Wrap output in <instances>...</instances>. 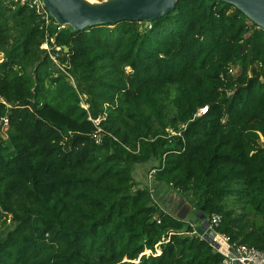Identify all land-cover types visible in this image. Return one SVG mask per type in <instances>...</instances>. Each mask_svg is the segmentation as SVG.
<instances>
[{"label":"trees","instance_id":"trees-1","mask_svg":"<svg viewBox=\"0 0 264 264\" xmlns=\"http://www.w3.org/2000/svg\"><path fill=\"white\" fill-rule=\"evenodd\" d=\"M2 119L0 264H221L158 188L264 250V30L230 4L74 32L0 0Z\"/></svg>","mask_w":264,"mask_h":264},{"label":"water","instance_id":"water-1","mask_svg":"<svg viewBox=\"0 0 264 264\" xmlns=\"http://www.w3.org/2000/svg\"><path fill=\"white\" fill-rule=\"evenodd\" d=\"M43 7L50 17L64 29L74 32L101 24H115L121 21L144 22L161 18L174 11L178 0H41ZM226 2L245 15L258 28L264 30V0H220ZM64 51L67 50L63 47ZM4 120H0V134L4 135ZM191 206L186 203L177 206L178 218H184ZM194 216L201 213V209L191 211ZM162 212H159L161 215ZM201 229L206 233L203 239L211 243L214 232L208 229L207 220L199 215ZM216 248L217 245H213ZM145 254V253H144ZM239 264V263H236Z\"/></svg>","mask_w":264,"mask_h":264},{"label":"built area","instance_id":"built-area-1","mask_svg":"<svg viewBox=\"0 0 264 264\" xmlns=\"http://www.w3.org/2000/svg\"><path fill=\"white\" fill-rule=\"evenodd\" d=\"M15 3H18L20 5H27L29 8L33 9L36 14L40 16V19L43 21L44 25L47 27L50 24H52L57 30L63 29L62 26L58 25L48 14L46 9L42 5L41 0H12ZM52 19V20H51ZM47 36V35H46ZM42 49L46 50L49 54L50 58L53 60L54 64L62 70V67L58 64L56 60L57 54H53L51 50H54L55 52H59L61 50L60 46H49L48 40L41 46ZM233 67H228L227 69V75H234L235 72L233 71ZM207 107H203L198 110L196 116H201L205 114ZM4 120V125H6L7 120ZM95 124L98 123V120L93 121ZM99 131V130H98ZM170 134L174 135V132L170 131ZM99 136L95 135L96 143H98L100 140L98 138ZM151 171L148 174V191L151 197V200L153 204L160 207L157 199L154 196V190L151 186ZM220 222V216L213 214L208 220V229L212 230L215 234L214 237L211 238V243H209L217 252H219L223 256V260L221 264H264V250H259L254 247H249L247 245L243 244H236V243H230V240L227 236L221 235L217 233L214 229L218 226ZM206 232L203 231L201 234V237L203 238V235ZM213 245H217L216 248Z\"/></svg>","mask_w":264,"mask_h":264},{"label":"rangeland","instance_id":"rangeland-1","mask_svg":"<svg viewBox=\"0 0 264 264\" xmlns=\"http://www.w3.org/2000/svg\"><path fill=\"white\" fill-rule=\"evenodd\" d=\"M233 69H234L233 71L236 74L238 69L235 68V67H233ZM3 131H4V128H3ZM155 165H156L155 162H149L147 164H136V165L133 166L132 175H133L134 180L137 183L138 187H140V188H144L145 186L148 187V185H149L148 184L149 183L148 182V180H149L148 179V174L151 171L152 167L155 166ZM166 192L168 194L167 197H170L169 198V204L167 203L166 205H163L161 203V207L164 208V209H170L171 206L173 207L175 205V206H177V209H178V207H181L184 204L188 203L191 206V209L189 210L188 214L186 215V220L188 222H190L191 224L195 223V224H193L194 227L200 226V224H201L200 221L191 212L192 210H194V207L189 203V200H186L184 197H180L181 195H179V194L177 195L176 192L174 190H172L171 188L164 189V190L161 189V188H158V193H159L158 195L159 196L165 194ZM159 196H157V199H158V202L160 203ZM192 198H196V197L192 195L191 199ZM195 231L198 232V228H196ZM145 253L147 255L150 254L149 251H147Z\"/></svg>","mask_w":264,"mask_h":264}]
</instances>
